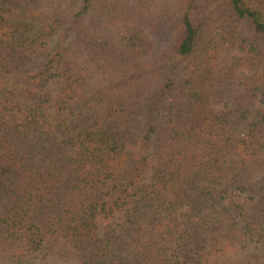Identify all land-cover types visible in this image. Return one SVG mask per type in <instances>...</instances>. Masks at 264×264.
I'll return each mask as SVG.
<instances>
[{
	"label": "trees",
	"instance_id": "1",
	"mask_svg": "<svg viewBox=\"0 0 264 264\" xmlns=\"http://www.w3.org/2000/svg\"><path fill=\"white\" fill-rule=\"evenodd\" d=\"M0 264H264V0H0Z\"/></svg>",
	"mask_w": 264,
	"mask_h": 264
},
{
	"label": "rangeland",
	"instance_id": "2",
	"mask_svg": "<svg viewBox=\"0 0 264 264\" xmlns=\"http://www.w3.org/2000/svg\"><path fill=\"white\" fill-rule=\"evenodd\" d=\"M192 61L191 59L186 60H174L170 66L167 68V71L173 74V76L178 80H183L188 76V70L191 68ZM53 88H59V83L52 84ZM164 110V109H163ZM165 113V111H164ZM251 205V203H248Z\"/></svg>",
	"mask_w": 264,
	"mask_h": 264
}]
</instances>
